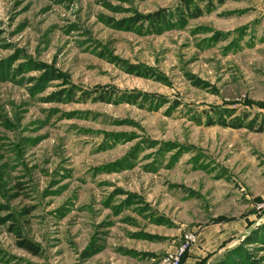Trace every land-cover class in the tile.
Masks as SVG:
<instances>
[{
	"label": "rangeland",
	"instance_id": "1",
	"mask_svg": "<svg viewBox=\"0 0 264 264\" xmlns=\"http://www.w3.org/2000/svg\"><path fill=\"white\" fill-rule=\"evenodd\" d=\"M191 249L264 264V0H0V264Z\"/></svg>",
	"mask_w": 264,
	"mask_h": 264
},
{
	"label": "built area",
	"instance_id": "2",
	"mask_svg": "<svg viewBox=\"0 0 264 264\" xmlns=\"http://www.w3.org/2000/svg\"><path fill=\"white\" fill-rule=\"evenodd\" d=\"M196 238L197 237L195 233H187L185 236V245L196 241ZM160 264H181V256L180 254L167 256L161 261Z\"/></svg>",
	"mask_w": 264,
	"mask_h": 264
},
{
	"label": "trees",
	"instance_id": "3",
	"mask_svg": "<svg viewBox=\"0 0 264 264\" xmlns=\"http://www.w3.org/2000/svg\"><path fill=\"white\" fill-rule=\"evenodd\" d=\"M161 14H164L163 10H159V11H156V12H154L152 14H148V15H140L141 16L140 18H147V19H149V21L153 20L155 22L156 20H162ZM22 246L29 251L37 252L36 246L34 244H32L29 240H24L22 242ZM198 264H201V263L198 262Z\"/></svg>",
	"mask_w": 264,
	"mask_h": 264
},
{
	"label": "crops",
	"instance_id": "4",
	"mask_svg": "<svg viewBox=\"0 0 264 264\" xmlns=\"http://www.w3.org/2000/svg\"><path fill=\"white\" fill-rule=\"evenodd\" d=\"M199 237V240H200V235L198 236ZM202 239V238H201ZM198 244V243H197ZM195 247V246H194ZM198 247V246H197ZM196 248V247H195ZM194 249V248H193ZM193 249H191L189 252V256L187 257L186 261L184 264H198L197 262L200 260V257L201 255H197V253H193ZM199 250H206L207 248L204 246V247H198Z\"/></svg>",
	"mask_w": 264,
	"mask_h": 264
}]
</instances>
